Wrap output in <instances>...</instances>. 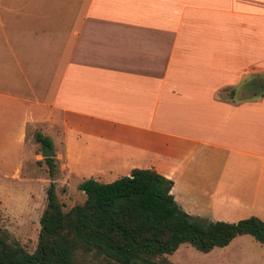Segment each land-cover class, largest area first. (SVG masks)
I'll list each match as a JSON object with an SVG mask.
<instances>
[{
  "label": "crops",
  "instance_id": "0c3cea01",
  "mask_svg": "<svg viewBox=\"0 0 264 264\" xmlns=\"http://www.w3.org/2000/svg\"><path fill=\"white\" fill-rule=\"evenodd\" d=\"M27 130L64 182L152 168L192 217L264 221V0H0V146Z\"/></svg>",
  "mask_w": 264,
  "mask_h": 264
},
{
  "label": "trees",
  "instance_id": "16d2710c",
  "mask_svg": "<svg viewBox=\"0 0 264 264\" xmlns=\"http://www.w3.org/2000/svg\"><path fill=\"white\" fill-rule=\"evenodd\" d=\"M33 138L51 147L39 133ZM43 161L52 178L55 160ZM171 186L152 168H132L107 183L87 178L77 185L83 200L64 210L50 182L34 249L28 252L0 234V264H174L166 255L180 244L208 252L238 235L264 244V221L192 217L174 202Z\"/></svg>",
  "mask_w": 264,
  "mask_h": 264
},
{
  "label": "rangeland",
  "instance_id": "374dc122",
  "mask_svg": "<svg viewBox=\"0 0 264 264\" xmlns=\"http://www.w3.org/2000/svg\"><path fill=\"white\" fill-rule=\"evenodd\" d=\"M27 134L22 146H0V234L31 252L35 247L38 219L46 202L49 183H53L56 199L64 210L80 203L84 195L76 185L80 179L64 182L56 167L49 178L48 167L41 155L43 147L34 141L31 131ZM16 166H20V171L11 177ZM115 178L116 175H108L100 182H111ZM166 258L174 264H264V244L249 235H240L227 245L214 247L208 252L180 244Z\"/></svg>",
  "mask_w": 264,
  "mask_h": 264
},
{
  "label": "water",
  "instance_id": "95a60500",
  "mask_svg": "<svg viewBox=\"0 0 264 264\" xmlns=\"http://www.w3.org/2000/svg\"><path fill=\"white\" fill-rule=\"evenodd\" d=\"M42 157L47 158V157H52L53 153L50 150V147L48 145H44L42 148Z\"/></svg>",
  "mask_w": 264,
  "mask_h": 264
}]
</instances>
